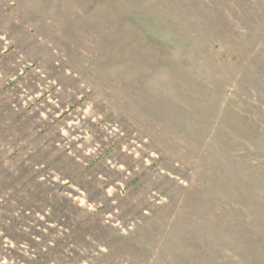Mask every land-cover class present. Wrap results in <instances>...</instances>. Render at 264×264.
Returning <instances> with one entry per match:
<instances>
[{
  "label": "rangeland",
  "instance_id": "rangeland-1",
  "mask_svg": "<svg viewBox=\"0 0 264 264\" xmlns=\"http://www.w3.org/2000/svg\"><path fill=\"white\" fill-rule=\"evenodd\" d=\"M0 264H264V0H0Z\"/></svg>",
  "mask_w": 264,
  "mask_h": 264
}]
</instances>
